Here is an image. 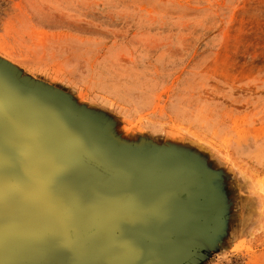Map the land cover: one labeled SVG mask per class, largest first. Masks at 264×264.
<instances>
[{"label":"rangeland","instance_id":"1","mask_svg":"<svg viewBox=\"0 0 264 264\" xmlns=\"http://www.w3.org/2000/svg\"><path fill=\"white\" fill-rule=\"evenodd\" d=\"M0 65L16 100L131 177L142 207L110 264H264V0H0ZM98 186L90 205L119 196ZM34 242L0 214V264Z\"/></svg>","mask_w":264,"mask_h":264},{"label":"water","instance_id":"2","mask_svg":"<svg viewBox=\"0 0 264 264\" xmlns=\"http://www.w3.org/2000/svg\"><path fill=\"white\" fill-rule=\"evenodd\" d=\"M12 94L0 80V214L34 236L28 264H110L116 228L125 216L136 219L142 207L131 177L94 159L63 126L31 112ZM98 184L119 186V196L105 206L88 204ZM140 221L157 239L158 252L167 251L172 239L162 226Z\"/></svg>","mask_w":264,"mask_h":264},{"label":"snow or ice","instance_id":"3","mask_svg":"<svg viewBox=\"0 0 264 264\" xmlns=\"http://www.w3.org/2000/svg\"><path fill=\"white\" fill-rule=\"evenodd\" d=\"M14 70L7 65H0V80L10 78Z\"/></svg>","mask_w":264,"mask_h":264}]
</instances>
